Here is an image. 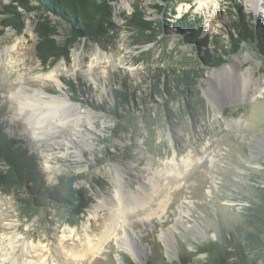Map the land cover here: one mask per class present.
Listing matches in <instances>:
<instances>
[{
  "label": "rangeland",
  "instance_id": "rangeland-1",
  "mask_svg": "<svg viewBox=\"0 0 264 264\" xmlns=\"http://www.w3.org/2000/svg\"><path fill=\"white\" fill-rule=\"evenodd\" d=\"M253 1L173 0L174 12L163 0H118L117 36L104 46L83 41L72 49L70 63L61 60L47 71L35 52L38 14L26 18L25 35L17 36L1 27L7 2L0 0V122L37 155L49 184L59 175L84 174L81 185L93 199L77 218L53 208L27 211L16 195L0 191V264H125L123 254L133 259L124 250L125 231L145 255L134 258L136 264H171L180 252L209 240L255 232L248 209L261 205L264 187V56L253 40L230 53L232 19L241 14L232 2L241 4L250 23L264 24V0L257 7ZM137 8L148 20L168 24L152 43L121 18ZM186 14L201 19L200 36L210 39L208 47L173 28ZM207 49L226 63H203ZM229 66L234 70L221 71ZM160 69L199 77L190 93L166 105L162 97L149 96ZM51 73L57 84L43 78ZM124 77L135 99L120 121L91 101L113 104V89ZM69 80L91 88L84 103L72 99ZM19 91L30 100L27 108ZM173 160L185 170L181 177ZM118 193L123 213L109 230ZM146 198L149 204L140 207L137 201ZM162 201H169L165 212Z\"/></svg>",
  "mask_w": 264,
  "mask_h": 264
},
{
  "label": "trees",
  "instance_id": "trees-1",
  "mask_svg": "<svg viewBox=\"0 0 264 264\" xmlns=\"http://www.w3.org/2000/svg\"><path fill=\"white\" fill-rule=\"evenodd\" d=\"M117 1L1 0L7 2L1 12V27L5 31L7 29L14 31L17 36L25 35L26 18L38 14L37 19L34 20V33L37 38L35 52L43 68L48 71L61 60L70 63L72 49L77 44L86 41L104 46L117 36L119 31L115 18ZM163 1L174 11L173 0ZM231 4L241 14L235 15V19H232L230 53H238L242 44L253 40L264 56V24L252 25L248 16L242 15L241 4L236 2ZM158 8L162 12L165 10L164 6ZM165 12V17L168 18V11ZM121 18L132 32L137 31L145 35L147 43L155 41V35L161 34L160 28L168 27L167 23L163 26L148 20L138 8L133 15L123 14ZM195 18L192 20L190 14H186L174 23L173 28L184 34L186 40L208 47L210 39L201 38L199 26L201 19ZM60 25L63 26L62 32ZM206 51L207 53L202 57L206 65L220 66L226 63L223 57L211 55L208 49ZM158 71L162 74L158 73L151 80L149 96L154 94L162 97L166 105L180 98V95L185 96L190 93L199 77L196 72H184L178 75L176 72L166 74L165 70ZM66 84L71 89L72 99L84 103L81 98H84L91 88L84 90V86L82 89V85L71 80L66 81ZM119 85L120 88L113 89L115 98L113 104L106 101L100 105L93 100L91 103L97 110L109 113L121 121L129 112L135 93L127 77H124ZM82 181H87L84 174L59 175L55 183L49 184L37 155L29 150L25 141L8 134L4 124L0 122V191L4 195H16L20 205L33 213L47 212L49 208H53L59 211H71L75 217L80 218L93 203L90 193L81 185ZM258 198L261 205H254L253 208L248 209V221L255 232H248L245 237L240 238L230 233L222 239L209 240L197 246L195 251L180 252L179 260L171 264H194L193 259L199 256L202 258L198 259L196 264H258V261H264V187L260 188ZM122 258L125 264H135L128 254H123ZM148 264L155 263L150 260Z\"/></svg>",
  "mask_w": 264,
  "mask_h": 264
},
{
  "label": "bare ground",
  "instance_id": "bare-ground-1",
  "mask_svg": "<svg viewBox=\"0 0 264 264\" xmlns=\"http://www.w3.org/2000/svg\"><path fill=\"white\" fill-rule=\"evenodd\" d=\"M252 4H253L254 7H257L259 5V0H254L252 2ZM233 70H234V67L233 66H229V67L223 68L221 71H223L224 73H228V72L233 71ZM53 75L54 74L51 73V74H48V75L43 76V78L44 79H49L50 78L51 80L55 81L54 82L55 84H57V82H56L57 80H56V78L53 77ZM246 88H247V86H246V80H245V81H243V91ZM23 93H24L23 91H19V93L16 94V96H17L18 100H20L21 105L25 108L28 105V103H30V100L28 99L27 96H24ZM38 95L40 97H45L47 94H46V92H44V91L41 90V91H38ZM56 100H57V98H56ZM171 163L173 165H175V166L178 167L177 175L181 177L183 175V173H184L185 170H183L182 168H180V165L177 164L175 160H173ZM188 164H189L188 161L183 160V164L181 166H186L187 167ZM155 194H156V191L153 190L152 193L150 194V197H149L150 200L154 198V195ZM104 203H105L104 201H102L101 203H99L98 204V207H97V210L102 209ZM168 203H169V201H162L161 202L160 208H161L162 212H165L167 210ZM137 204L140 207L141 206L144 207L147 204H149V202L147 201V198H146L143 201H137ZM113 206H114V208L112 209L113 210L112 213H114V215H113V223L110 226H107L109 228V230H112L116 226L118 219H120V216L123 213L122 210H121L122 207H123V202H122V199H121L119 193L114 197V204H113ZM164 236H166V233H162V238H165ZM133 237H134V240H135V238H136L135 236L130 237L129 236V233H127V231H125V234L122 237V241L124 243V250L126 252H128L133 258L137 259L141 255H144V253H141L142 252L141 249H139V247L135 246L136 244H133V242H132L133 241Z\"/></svg>",
  "mask_w": 264,
  "mask_h": 264
},
{
  "label": "water",
  "instance_id": "water-1",
  "mask_svg": "<svg viewBox=\"0 0 264 264\" xmlns=\"http://www.w3.org/2000/svg\"><path fill=\"white\" fill-rule=\"evenodd\" d=\"M116 4V3H115ZM252 24V23H251ZM252 25H255V24H252ZM241 48H242V46H241ZM241 50V49H240ZM131 258V257H130ZM132 259V258H131ZM132 261L135 263L136 262V260L133 258L132 259ZM136 264V263H135Z\"/></svg>",
  "mask_w": 264,
  "mask_h": 264
}]
</instances>
